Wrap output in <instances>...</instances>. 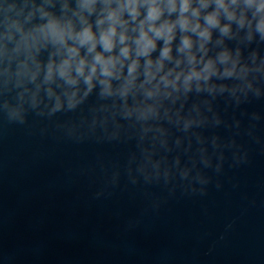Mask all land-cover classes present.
<instances>
[{
  "label": "water",
  "instance_id": "obj_1",
  "mask_svg": "<svg viewBox=\"0 0 264 264\" xmlns=\"http://www.w3.org/2000/svg\"><path fill=\"white\" fill-rule=\"evenodd\" d=\"M41 8L79 30L77 0H0V264H264L255 21L212 30L206 59L227 50L217 68L236 61L233 75L148 96L143 76L127 91L123 79L110 92L98 80L90 91L82 78L45 82L61 57L37 31Z\"/></svg>",
  "mask_w": 264,
  "mask_h": 264
},
{
  "label": "clouds",
  "instance_id": "obj_2",
  "mask_svg": "<svg viewBox=\"0 0 264 264\" xmlns=\"http://www.w3.org/2000/svg\"><path fill=\"white\" fill-rule=\"evenodd\" d=\"M243 2L241 8L238 0H77L73 17L79 20V30L72 18L60 19L41 8L42 17L48 19L37 31L56 47L53 55L61 57L59 62L49 60L45 82L59 77L67 85L75 86L82 78L90 91L93 81L98 80L103 90L110 92L111 81L123 79L127 91L143 76L139 87L148 96L159 92L161 86L173 90L182 86L187 92L193 81L199 89L200 81L207 82L218 74L231 76L236 68V61L223 72L217 68V62L228 64L227 50H222L215 59H206L209 51L206 45L212 39L213 29L219 28L222 35H228L232 21L240 27L245 24L251 27L255 21V30L264 37V0ZM63 7L67 9L68 4ZM209 8L212 10L208 11ZM249 9H253L251 19L247 17ZM94 13L96 31L89 22ZM222 17L229 23L221 24ZM177 36L179 44L174 56ZM157 41L163 44L154 60L152 53L157 50ZM81 49H85L83 55ZM166 62L172 66L166 67ZM39 71L37 64L33 79ZM146 85H151V89Z\"/></svg>",
  "mask_w": 264,
  "mask_h": 264
}]
</instances>
